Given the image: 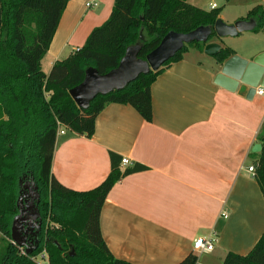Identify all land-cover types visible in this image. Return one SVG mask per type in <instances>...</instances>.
Segmentation results:
<instances>
[{
    "label": "crops",
    "instance_id": "crops-1",
    "mask_svg": "<svg viewBox=\"0 0 264 264\" xmlns=\"http://www.w3.org/2000/svg\"><path fill=\"white\" fill-rule=\"evenodd\" d=\"M188 2L204 11L220 8L219 19L226 25L241 21L254 7L264 8V0H223L221 6L213 0L204 6ZM113 4L68 0L41 61L46 76L106 22ZM229 38L208 44L235 52L239 60L233 71L239 80L222 75V65L205 55L204 47L191 48L151 86L150 123L129 106L109 104L96 117L90 139L65 129L57 133L51 173L71 190L101 184L111 169L110 154L129 161L120 163L121 171L134 165L144 169L122 177L101 209L100 234L113 258L129 264H179L193 254L196 264H221L227 253L247 255L263 234L264 199L247 169L254 165L253 147L260 145L264 98L255 94L260 86L242 81V63L264 53V30ZM25 178L18 179L21 185ZM212 235L211 253L192 252L196 238Z\"/></svg>",
    "mask_w": 264,
    "mask_h": 264
},
{
    "label": "trees",
    "instance_id": "trees-1",
    "mask_svg": "<svg viewBox=\"0 0 264 264\" xmlns=\"http://www.w3.org/2000/svg\"><path fill=\"white\" fill-rule=\"evenodd\" d=\"M228 2L229 0H225ZM188 0H114L109 18L91 31L84 45L68 58L53 64L46 76L41 61L47 54L68 0H0V264H38L45 253L47 264H129L108 251L99 229V216L112 187L124 176L143 171L140 165L121 171V158L110 154V172L89 191H74L61 185L51 173L58 125L90 139L95 119L109 104L129 106L145 121L152 120L151 86L170 66L182 60L191 48L183 47L158 70L139 75L120 91L96 96L80 110L69 91L82 83L93 68L105 75L117 68L126 49L140 46L145 60L169 33L187 34L199 27L211 29L207 42L221 40L213 32L220 8L204 11ZM253 20L257 34L264 30V8L254 7L241 21ZM230 48L213 56L222 65L233 57ZM257 141L254 180L264 199V126ZM33 179L42 219L39 244L25 255L10 241L17 215L18 179ZM193 254L179 264H196ZM221 264H264V232L244 256L227 253Z\"/></svg>",
    "mask_w": 264,
    "mask_h": 264
},
{
    "label": "water",
    "instance_id": "water-1",
    "mask_svg": "<svg viewBox=\"0 0 264 264\" xmlns=\"http://www.w3.org/2000/svg\"><path fill=\"white\" fill-rule=\"evenodd\" d=\"M255 28V22L237 21L233 25H226L221 20L215 22L212 32L217 38H234L244 32H251ZM211 29L199 27L187 34L167 33L159 45L151 51L145 60H139L137 55L140 46L135 45L126 49L125 55L117 68L105 75H98L93 68L85 71L84 80L77 87L69 91V96L80 110H86L90 102L98 95L105 96L114 91H120L129 83L135 81L139 75L147 74L150 71L158 70L164 63L172 59L184 46L198 43L204 44V54L214 56L220 50L214 43L208 44ZM237 57H232L222 64V75H228L232 79L239 80V74L233 71V63L237 62ZM245 74L242 81L248 82L251 87L260 86L264 89V53L256 55L249 63L243 62ZM260 145H255L252 153H259ZM28 184L33 188V201H29V208H25L27 201H23L21 192V181H18L20 190L17 199V215L14 217L10 231V241L12 245L23 249L25 255H30L33 247L39 244L38 233L41 231L42 220L37 206L40 197L33 179L28 180ZM25 208V210H24ZM28 211L31 213L28 214Z\"/></svg>",
    "mask_w": 264,
    "mask_h": 264
},
{
    "label": "built area",
    "instance_id": "built-area-1",
    "mask_svg": "<svg viewBox=\"0 0 264 264\" xmlns=\"http://www.w3.org/2000/svg\"><path fill=\"white\" fill-rule=\"evenodd\" d=\"M91 6H96V4H93V5L87 4L86 5L87 8H90ZM211 9H215V6H212ZM255 94L257 96H261L264 98V89L263 88H256ZM62 129H64V128L58 125L57 133L62 135L63 134ZM121 163H122V165H128L129 161L127 159H122ZM247 172L254 177V173H255L254 165L248 167ZM221 216L225 220L228 218L227 214L225 212L222 213ZM215 242H216V239H215L214 235L207 237V238H205V237L196 238L192 243V252L194 254H197V255L209 254L213 251ZM20 250L23 252V254H25L23 249H20ZM35 261L38 264H47L46 254L44 252L41 253L37 258H35Z\"/></svg>",
    "mask_w": 264,
    "mask_h": 264
},
{
    "label": "flooded vegetation",
    "instance_id": "flooded-vegetation-1",
    "mask_svg": "<svg viewBox=\"0 0 264 264\" xmlns=\"http://www.w3.org/2000/svg\"><path fill=\"white\" fill-rule=\"evenodd\" d=\"M28 180H29V176L24 179V184L21 185V192H22V197H23V201H27L26 205L24 204L25 208H29V201H33V188L31 187V185L28 184ZM24 208V210H25ZM31 212L28 211V214H30ZM41 218V216H40ZM42 220V219H41ZM42 232V227H41V231L38 233V238L40 237Z\"/></svg>",
    "mask_w": 264,
    "mask_h": 264
},
{
    "label": "rangeland",
    "instance_id": "rangeland-1",
    "mask_svg": "<svg viewBox=\"0 0 264 264\" xmlns=\"http://www.w3.org/2000/svg\"><path fill=\"white\" fill-rule=\"evenodd\" d=\"M198 1V3H194V4H200V6H204V4H206L207 2H208V0H197ZM216 4H219V6H221V4H222V2H223V0H213ZM230 1V0H229ZM200 2V3H199ZM188 4H189V2H187ZM193 6H196V5H193ZM198 6V5H197ZM230 8H228V10H226L227 12H229V11H231V10H229ZM229 39H231V40H233V39H237V38H229ZM248 163H249V161H248ZM29 179H30V176H29ZM31 179H32V177H31Z\"/></svg>",
    "mask_w": 264,
    "mask_h": 264
}]
</instances>
